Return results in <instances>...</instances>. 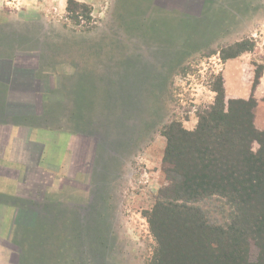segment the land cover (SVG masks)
<instances>
[{
    "label": "rangeland",
    "instance_id": "rangeland-1",
    "mask_svg": "<svg viewBox=\"0 0 264 264\" xmlns=\"http://www.w3.org/2000/svg\"><path fill=\"white\" fill-rule=\"evenodd\" d=\"M80 4L86 10L73 8L57 16L0 10V56L6 50L12 58L27 60V80L34 86L37 81L30 77L36 62L53 74L46 103L57 114L40 116L36 125L70 131L74 137L70 177L40 176L28 164L29 177L15 178L14 195L0 197L12 212L10 227L0 228V247L10 264H150L156 249L150 216L170 185L163 168L167 140L162 125L176 120L194 131L198 116L214 103V88L222 87L226 100L250 98L227 95L228 60L244 59L241 76L251 92L262 75L264 0ZM171 52L182 53V69L169 77L164 70L163 83L152 73L172 64ZM139 66L147 73L138 75ZM230 85H237L233 77ZM137 88L146 99L140 103ZM93 95L104 105L92 107ZM96 108L104 117L100 113L102 119L90 124L102 126L99 135L77 133L90 127ZM78 122L75 133L71 129ZM258 148L252 143L253 152ZM215 198L213 209L224 214L212 217L226 222L233 206ZM20 204L27 212L19 213ZM250 247L254 261L258 250L255 244Z\"/></svg>",
    "mask_w": 264,
    "mask_h": 264
},
{
    "label": "trees",
    "instance_id": "trees-1",
    "mask_svg": "<svg viewBox=\"0 0 264 264\" xmlns=\"http://www.w3.org/2000/svg\"><path fill=\"white\" fill-rule=\"evenodd\" d=\"M73 8L86 10L85 4L66 0V12L70 13ZM176 54L171 52L172 64L161 66L152 76H160L164 83V70L167 76L179 72L183 55ZM139 70L138 75L147 73L140 66ZM40 71L35 72L36 76ZM140 90L136 91L137 103L144 99ZM213 90L214 103L198 116L194 131L184 129L176 120L162 125V135L167 140L163 168L170 185L164 189L163 200H158L150 216L149 224L156 240L150 264H264V132L254 127L256 101L252 96L247 100H226L222 87ZM91 103L92 107L101 106L105 100L103 103L102 98L93 95ZM97 110L88 119L90 127L77 129V133L99 135L98 129L102 126L90 124L92 119L100 118L101 112ZM25 119L29 128L37 127L40 122L37 121L40 116ZM77 125L79 122L71 129L75 133ZM139 139L140 135L136 134L135 141ZM254 142L259 144L256 152L251 150ZM213 197L233 206L234 213L226 222L212 217L224 214L220 208L213 209ZM22 206L18 208L19 213L27 212ZM251 244L258 250L254 261L250 260Z\"/></svg>",
    "mask_w": 264,
    "mask_h": 264
},
{
    "label": "crops",
    "instance_id": "crops-1",
    "mask_svg": "<svg viewBox=\"0 0 264 264\" xmlns=\"http://www.w3.org/2000/svg\"><path fill=\"white\" fill-rule=\"evenodd\" d=\"M76 1L88 2V0ZM4 8L57 16L66 12V0H0V10ZM3 14L8 16L9 13ZM2 51L4 54L0 56L2 57L0 58V196L9 197L14 195L11 190L14 188L15 178L21 174L25 179L29 177L28 164H34L33 171L40 176L66 173L70 177V155L74 152V137L70 135V131L27 126L25 119L27 116L57 114L56 111H52L53 109L49 110L50 106L48 102L46 103L47 92L53 90V74L47 72L50 70L49 66L39 65L36 62V66L31 68L30 77L37 81L34 86L27 80V60L19 61L18 58H12L9 51ZM242 59H230L224 64L227 95L238 98L252 95L256 100L254 124L259 129H264V67L258 85L251 92L249 82L242 80L240 67L245 64ZM38 69H41L40 75L37 73L36 76L35 72ZM230 77L235 79L237 85H230ZM11 217V209L0 203V228H9ZM0 264H10V259L8 262L5 260L2 247H0Z\"/></svg>",
    "mask_w": 264,
    "mask_h": 264
}]
</instances>
